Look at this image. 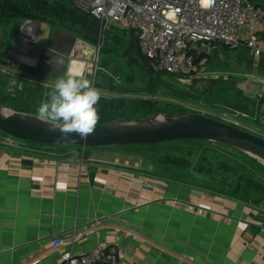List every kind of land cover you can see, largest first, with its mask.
<instances>
[{
    "label": "crops",
    "instance_id": "crops-1",
    "mask_svg": "<svg viewBox=\"0 0 264 264\" xmlns=\"http://www.w3.org/2000/svg\"><path fill=\"white\" fill-rule=\"evenodd\" d=\"M57 27L40 48L38 25L0 19V58L13 63L0 69L1 96L38 108L66 73L90 79L96 44ZM115 148H86L80 162V147L0 133V264H54L100 243L125 249L126 264H264L262 206L156 174L143 149Z\"/></svg>",
    "mask_w": 264,
    "mask_h": 264
},
{
    "label": "rangeland",
    "instance_id": "rangeland-1",
    "mask_svg": "<svg viewBox=\"0 0 264 264\" xmlns=\"http://www.w3.org/2000/svg\"><path fill=\"white\" fill-rule=\"evenodd\" d=\"M121 29L111 26L105 34L100 32L95 45L100 46L96 58L98 77L106 78L104 88H99L98 82L95 86L100 90V99L122 104V108L127 110L126 114L136 118L153 114L175 116L191 108L204 109L214 118L224 111L238 113L237 120L241 124L239 128L264 137V54L255 58L244 46L230 49L212 43L201 47L208 60L203 72L196 77L154 76L147 68L128 58L126 38H121ZM260 39V46L264 49V31ZM5 68L13 67L9 65ZM0 74L2 76L6 73L0 71ZM9 78L10 75H5L4 79L8 81ZM13 79L10 83H13ZM17 89L16 93L21 95V88ZM204 93L209 95L208 98ZM135 101H140L143 109L134 110L131 103ZM4 106L17 112L37 115L34 113L37 109L21 104L16 107L22 111ZM150 108H153L152 112ZM210 108L216 109L218 113L207 111ZM108 118L116 121L120 114ZM115 149H143L152 161L156 174L194 183L202 179L199 183L203 186L264 208V164L242 151L223 144L201 141ZM191 171L198 172L200 176H192Z\"/></svg>",
    "mask_w": 264,
    "mask_h": 264
},
{
    "label": "built area",
    "instance_id": "built-area-1",
    "mask_svg": "<svg viewBox=\"0 0 264 264\" xmlns=\"http://www.w3.org/2000/svg\"><path fill=\"white\" fill-rule=\"evenodd\" d=\"M67 1L78 11L97 19L101 34L111 26L134 30L139 50L150 60L155 72L196 77L203 72L206 63V58L198 59L201 47L213 42L230 49L244 46L255 58L264 53L258 38L264 28V0ZM99 48V45L95 48L91 60L89 80L93 87L99 82L96 60ZM12 64L9 58H0V69ZM190 110L208 115L201 108ZM237 117L235 113L224 111L215 119L239 127ZM84 149L79 151L80 162H83ZM126 256L125 249L100 243L79 255L66 251L54 264H126ZM29 264L45 263L36 258Z\"/></svg>",
    "mask_w": 264,
    "mask_h": 264
},
{
    "label": "water",
    "instance_id": "water-1",
    "mask_svg": "<svg viewBox=\"0 0 264 264\" xmlns=\"http://www.w3.org/2000/svg\"><path fill=\"white\" fill-rule=\"evenodd\" d=\"M28 21L39 27L31 41L40 48H47L51 24ZM66 32L57 27L53 34ZM105 81L106 78L101 77L99 84L105 85ZM48 129L49 125L40 121L37 115L17 112L0 103V133L25 142L80 148L151 146L181 141L213 142L240 150L264 164V137L200 112L189 111L166 117L153 114L133 120L97 124L86 140L78 136L63 137L58 131Z\"/></svg>",
    "mask_w": 264,
    "mask_h": 264
},
{
    "label": "trees",
    "instance_id": "trees-1",
    "mask_svg": "<svg viewBox=\"0 0 264 264\" xmlns=\"http://www.w3.org/2000/svg\"><path fill=\"white\" fill-rule=\"evenodd\" d=\"M9 18H18L20 20H38V21L49 23V24H55L60 28L63 27L67 31L72 32V34L75 35V37L81 38L82 40H85L92 44H96L100 36L99 21L91 15L84 14L78 11L71 3H69L66 0H0V19H9ZM106 32L107 30H105L104 34ZM122 37L126 38V43H125L126 52H127L129 59H132L136 64L140 65L141 67L147 68V70L151 72V74H153L154 76L156 75L157 76L158 75L159 76H164V75L172 76L170 74H165L161 72L159 73V72H155L152 70L151 65H150V60L144 55H142V53L139 50L138 35L134 30L124 29L122 31L121 38ZM213 43H217V42H213ZM201 58H206V61L208 60V56L205 50L200 52L198 59H201ZM98 85H99L98 86L99 88L105 87V85H100V84ZM0 103L3 105H8L18 111L23 110L19 107H16L18 104L24 105L25 107H28V108L31 107V108L37 109L33 103H27V104L21 103L19 102V100L15 98H11L9 96L0 95ZM115 106H117V108H114ZM131 106H133L134 110L143 109L140 101H135L134 103H131ZM122 107H123L122 104H114L111 101L103 100V98H101L98 104L96 105V108L99 114V121L97 124H105V123L114 122L115 120L111 121L109 120L108 117L110 115H115V114H120V118L116 121H122V120H127V119L130 120V119L136 118V116L127 115L126 114L127 110ZM149 111L152 112L153 108H150ZM189 111L191 110H188L187 112ZM34 113L37 114V110ZM139 117H142V116H139ZM27 143L34 144L31 142H27ZM215 144H219V143H215ZM151 146H154V145H151ZM124 148H128V147H124ZM230 148H233V147H230ZM237 151H240V150H237ZM193 174L200 176L198 175L199 174L198 172H192L191 175L194 176ZM170 179L174 181L192 184L191 182H188V181L177 180L174 178H170ZM198 180L202 181V179H198ZM201 187L211 192L226 195L225 193L218 191L216 189L203 186V184L201 185ZM235 199H238V198H235Z\"/></svg>",
    "mask_w": 264,
    "mask_h": 264
},
{
    "label": "clouds",
    "instance_id": "clouds-1",
    "mask_svg": "<svg viewBox=\"0 0 264 264\" xmlns=\"http://www.w3.org/2000/svg\"><path fill=\"white\" fill-rule=\"evenodd\" d=\"M46 96L48 99L37 108V118L49 125V131L82 140L93 134L99 121L96 105L101 93L90 80L68 72L55 81Z\"/></svg>",
    "mask_w": 264,
    "mask_h": 264
},
{
    "label": "snow or ice",
    "instance_id": "snow-or-ice-1",
    "mask_svg": "<svg viewBox=\"0 0 264 264\" xmlns=\"http://www.w3.org/2000/svg\"><path fill=\"white\" fill-rule=\"evenodd\" d=\"M204 2H205V3H207V2H208V0H204Z\"/></svg>",
    "mask_w": 264,
    "mask_h": 264
},
{
    "label": "bare ground",
    "instance_id": "bare-ground-1",
    "mask_svg": "<svg viewBox=\"0 0 264 264\" xmlns=\"http://www.w3.org/2000/svg\"><path fill=\"white\" fill-rule=\"evenodd\" d=\"M159 119H161V118H159Z\"/></svg>",
    "mask_w": 264,
    "mask_h": 264
}]
</instances>
